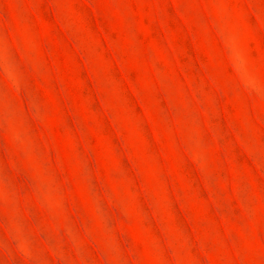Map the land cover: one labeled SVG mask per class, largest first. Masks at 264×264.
<instances>
[{
	"label": "rangeland",
	"instance_id": "1",
	"mask_svg": "<svg viewBox=\"0 0 264 264\" xmlns=\"http://www.w3.org/2000/svg\"><path fill=\"white\" fill-rule=\"evenodd\" d=\"M0 264H264V0H0Z\"/></svg>",
	"mask_w": 264,
	"mask_h": 264
}]
</instances>
